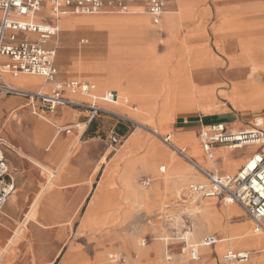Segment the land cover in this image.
<instances>
[{
  "label": "rangeland",
  "instance_id": "obj_1",
  "mask_svg": "<svg viewBox=\"0 0 264 264\" xmlns=\"http://www.w3.org/2000/svg\"><path fill=\"white\" fill-rule=\"evenodd\" d=\"M169 1L175 2L178 9L175 10L176 4L169 3ZM169 1H167L165 11L170 10L177 13L165 14L164 17L166 20L170 21L168 22L169 30L175 31L179 27L180 20L189 19L191 17L192 4L196 0ZM103 16L104 15L95 17L102 18ZM109 16L113 17L112 19L114 20L119 19L121 16L122 18H128V21L124 19L120 24L124 26L128 32L137 29L135 33H138L136 34L138 41H141L142 37L147 34V31L144 32L140 27L134 28L132 31L128 28L132 27L129 21L131 20V22H133L132 20L135 19L133 17L136 16V18H139L142 16L148 18L142 8L139 10L132 9L126 15ZM86 17L68 16L62 17L59 21L60 31L58 34L59 38L57 40L56 52V68L59 81L65 82L69 81L71 78L85 82L88 81L95 85L96 89L94 91V96L98 95L96 97H100L111 90L117 91L119 95L128 99V106H130L129 103L135 104V106L131 107L133 109L137 108L135 112L124 107L125 105H122L121 102L117 105H111L97 101V105L101 109H108L120 116L126 115L130 119L132 118L131 121L145 124L147 128H139L137 123L133 126L131 123L122 121L114 115L109 114H98L88 122L87 118L90 113L81 108H78L79 110H73L71 108L64 109L72 111L79 116L77 120L71 123H61L53 117H50L51 114L44 115L46 117L45 121L30 115L33 119H38L46 126V128L44 125L42 126L43 130H40V134H44V132L47 131V133H49V139L53 136L50 140L51 143L54 137L58 135V133L55 134L56 132L60 131L61 134L65 135L64 130L66 129L78 132L85 130L83 136L76 140L71 149L60 152V159L64 156V159L68 158L80 165L89 163L90 160L93 162L97 160L99 167L98 177L94 181L93 189L91 190V186L89 187L90 193L78 204L76 210L69 219L38 220V222H32L26 219L23 222L22 220L18 222L14 228V230H17L15 233L18 232V237L17 239L14 238V243L13 241L10 242V239L7 246L3 249V252L0 250V264H11L13 261L17 260L19 255L25 254L27 251L31 253L51 251L54 256L55 252L57 253L60 248L61 250L63 249V244L71 248V264H103V262L105 264H216L221 254H224L227 250L234 251L246 249V251H248L247 247H243V245L236 242L233 243L230 240L235 236L242 223H246L249 231L251 233L253 232V230H251V225L240 208L233 205L238 211L236 214L227 215L223 212V215L218 218L217 216L215 217L214 212L204 207L213 205L216 207L215 209L222 210L228 205L216 200L195 201L186 190L190 183L203 180V177L194 172L193 168H191L184 157L171 151L162 139L166 134L172 133L174 122H176L177 117L181 115V112H183V114L188 112L192 116L200 113L201 115L212 117L224 114L230 110L234 111V109L243 111L248 109L251 110L250 108L236 109L232 101L233 99L241 100L238 99L242 94L238 86L245 85V82H237L227 78L218 79L213 75H207L205 77L202 75L199 76L197 74L199 73V69L204 68L203 70H205L206 67L210 70V68L213 67L211 64L208 65V63L121 68L125 69L130 75L138 74L137 77H140L139 73L141 74V71L143 72L146 70L149 74L152 72L153 76L148 78L149 82L145 84L146 86L144 84L141 86L144 90L148 88L151 94L148 93L147 95L152 101V111L149 109V111L146 112L148 108L145 106L143 107L136 99L134 100L131 98L128 92L123 91V93L119 90V87L115 85L97 89L98 85L94 80H91L93 77L89 73V77L87 76L85 78L82 76L84 72L78 69V65L80 64H88L93 73L97 72L96 69H102L101 71H103V73L105 70L107 72L111 68L116 71L120 69L116 68L118 56L111 53L107 47V34L105 28L102 27V25L107 24V22H102L104 24L98 23L94 27L87 26L77 33L67 32L61 24L63 21L73 22L75 18L80 19ZM210 21L211 20H203L200 23L206 27L210 25ZM109 26H112V24H109ZM159 28H162V26H159ZM86 39H88V44H86V46L81 45L80 41ZM101 39L103 43L100 41ZM52 43H56V40ZM103 46H105L107 52L105 65L100 64L102 56H104V52L102 51ZM140 49V53L136 52L137 54L134 56L138 59L141 57L146 58L147 52L142 47ZM127 52L128 51L124 54L133 53L131 51L129 53ZM256 61H258L259 64L262 62V60ZM145 62L146 60H144L143 63ZM220 63L221 65L218 67L217 73H220L221 70L226 72L229 66L224 65L222 62ZM205 74H208L207 71H205ZM22 76L27 77L24 75ZM172 78L175 82H173ZM138 79L140 81H137V83H141L142 80L140 78ZM39 80L40 84L43 83L42 79ZM154 84L156 87H153ZM247 84L250 83L247 82ZM178 86H186L189 91L181 92V90L178 92L179 94H174V92H172L173 88L176 89ZM141 90H139V92ZM77 98L79 101L86 102V100L81 97ZM148 104H150L149 101ZM27 109L28 108H26V110ZM58 112L59 110L55 111L53 114H57ZM251 113L253 116H259L262 114V108H260V110H253ZM87 122L89 124H87ZM20 123L24 125L23 131L29 126L27 125L28 123H24L22 120H20ZM148 128L154 129L156 132L153 133L149 131ZM112 130L118 135V139L120 140L118 143H113L112 140H110V133ZM133 133L137 134L136 142L129 143L128 137ZM156 133L159 134L160 137L156 136ZM0 136L3 137L2 135ZM50 142L48 140L44 147L47 148ZM153 144L167 153V156L164 157L165 159L174 158L188 169L185 180L176 188H174L173 179L175 176L170 170L165 168V171L159 172V168L165 167L163 162H161L155 170H146L142 165V157L149 152V147ZM173 144L176 147L182 146H177L174 140ZM11 147L13 146L5 142V146L2 148L5 158H7V152L12 150ZM250 151V148L241 150L239 155L248 156ZM238 157V155L233 154L232 157L228 158L229 168H232L234 161H236ZM200 159L204 160L205 157L201 155ZM196 160L197 158L195 161ZM217 166L218 168H223L221 160H219ZM165 174L168 175V183L165 186L161 185L157 191V186L162 183V178L164 179L163 175ZM126 175L130 176L132 179L138 193H145L153 196L147 198L144 204H133L129 199H125L124 193L122 192L107 194L108 185L106 186V184L112 181L116 184L117 189H121L123 178H125ZM145 177L150 178L152 181L149 188L142 189L139 184ZM114 187L115 186H110L109 188ZM52 191H54V187L51 184L44 188L43 194L46 196L44 200H46L47 194ZM65 199L66 197L59 196L52 199V201L55 202V200H58L62 202L61 204L58 203V207L60 208L63 206ZM47 207V205L42 204L35 206L31 212V218L33 219L36 217L37 211L40 208H44L45 212H49L51 208ZM49 207H52V205H49ZM218 220L220 225L217 223ZM210 234L217 235V246L213 248L200 247L199 253L201 256L199 260L197 262L190 261L186 254V250L192 245L199 246L202 237ZM124 237H128L129 239L128 246L122 243ZM260 237L263 236L260 235ZM221 248H223L222 253L216 255L214 251H220ZM7 251L9 254L4 257ZM208 251L210 252L209 254ZM261 252L264 251L258 250L250 253L252 255ZM57 255H59V253H57ZM102 255L103 262L101 263L100 257Z\"/></svg>",
  "mask_w": 264,
  "mask_h": 264
},
{
  "label": "crops",
  "instance_id": "obj_2",
  "mask_svg": "<svg viewBox=\"0 0 264 264\" xmlns=\"http://www.w3.org/2000/svg\"><path fill=\"white\" fill-rule=\"evenodd\" d=\"M164 1L167 5V1L169 0ZM145 2L146 0H135V3L128 7L127 12H119L113 8H105L100 13L86 15L91 17L100 15L121 16L126 15L132 9L139 10L140 8H142L145 12V15H147L151 30L146 32L147 34L142 37L139 45V47L145 49L147 52V57H141L138 59L135 56H132L130 53L123 54L117 58L116 68L208 63L213 67L210 66V70L207 68H205V70H203L204 68L199 69V73H197L199 76L202 75L205 77L206 75H213L218 79L227 78L237 82H245V85L242 86H246L247 82L253 81L254 83L256 82L262 89H264V72L254 69L252 65L247 63L248 60H264V0H196L192 4V10L190 13L191 17L189 19L180 20L179 27L175 31L169 30L168 22L170 21L166 20L164 15L159 23L154 25L151 21V17L146 13ZM169 3L176 4L175 2L171 1H169ZM177 9L178 6L176 4L175 10ZM48 11V6H42L40 11L34 16L36 22L46 23L48 21ZM68 16L82 15H73L68 13L66 15H62L60 18ZM203 20H211L210 25L206 27L201 25L200 22ZM159 26H162V28H159ZM57 40L55 43L56 52ZM100 41L102 42V39ZM80 44L86 46V44H88V39L81 40ZM102 51L104 52V56H102L100 64L105 65V57L107 56L105 46H103ZM144 60H146L145 63H143ZM220 62L226 66H229L226 72L221 70L220 73H217L218 67L221 65ZM205 71H207L208 74H205ZM24 76L32 78L35 77L28 75ZM5 79L14 87H18L26 91L34 92L42 88L45 89L44 91H47L48 94H51L53 91L51 86L44 83L43 78L41 79L44 84L41 83L34 90L20 86L17 83L14 84V79L7 74L5 75ZM57 79L59 81L58 76ZM70 80L76 79L71 78ZM82 82L90 84L88 81ZM240 90L242 91V94L245 93V89L240 88ZM109 92H114L118 96H121L117 91L111 90ZM92 95V98H83L79 95L66 94L65 98L69 101L71 100L74 103L85 106H88L92 102L94 105L98 106L97 101L102 102L100 98L105 94L100 97H96L98 95L94 96L93 92ZM77 97L85 99L86 102L79 101ZM121 97L123 98L124 96ZM92 99L95 100L92 101ZM104 104L109 103L106 102ZM125 104L126 103L124 102L122 105ZM129 105L130 108L127 106L126 107L130 111L135 112V110L131 108L135 106V104L129 103ZM26 108L28 109L26 110ZM70 108L73 110H79L73 106L58 107L52 112L45 109H39V114L42 116H35L40 120L45 121L46 117L44 115L51 114L50 117H53L55 120H58L61 123H71L77 120L79 116L74 114L72 111L64 110ZM58 110L59 112L57 114H53ZM251 111L252 110L249 109L246 111L234 109V111L230 110L224 114L212 117L201 115L200 113L192 116L188 112H185L184 114L181 112V115H179L176 119V122H174L172 133L168 134L171 135L172 139L175 137L173 140L176 142L177 146H186V150L188 152L187 155L189 156L188 159L194 165H198L209 173L215 171L221 175H232V173H236L238 169L250 158L254 151L253 146L245 147L240 150H227V148L223 146L214 147L212 151L213 159L211 162L215 163V165L211 167L210 161L204 154L198 134L202 128L218 122L225 124L229 130L243 129L244 127L240 126H248L251 122L257 119L260 120L264 125V106L262 107L261 116L254 117ZM30 115L33 114L26 99L11 96L0 98V135L3 136H0V139L3 140L4 143L6 142L13 146L11 147L12 150L7 152V158H5V156L4 158L5 161H7L8 176L15 185V190L8 198L0 215V250H2V252L7 246L8 241L12 239L15 232L17 231L14 230L15 225L21 220L23 222L27 215L31 216V212L35 206H38V204L47 205V208H51V210L49 212H45L44 208H40L37 211L36 217L33 219L30 217L27 219L28 221L38 222V220H56L60 218L69 219L71 215H73V212L76 210L78 204L82 202L84 198H86L87 194L90 193L89 187L91 186V190L93 189L94 181L98 177L99 167L97 160H95V162L90 160L89 163L80 165L74 163L73 160L68 158L64 159V156L60 159V152L71 149L76 140L83 136L85 130L78 132L71 131V129H66L64 130L65 135L61 134L60 131L56 132L55 134L58 133V135L51 143L50 140L53 136H51L49 139V133H47V131H45L44 134H40V130H43L42 126L44 124L36 118L33 119ZM89 117L87 118L88 122L91 119ZM121 117L131 120L126 115H121ZM20 120H22L24 123H28L27 125H29L25 131H23L24 125L20 123ZM88 122L87 124H89ZM44 127L46 128L45 125ZM111 134H114L118 137L114 130L111 131L110 135ZM48 140L50 143L48 147L45 148L44 146L47 144ZM249 148L251 151L249 152L248 156L239 155L241 150ZM233 154H236L239 157L236 159V161H234L232 168H229L228 158L232 157ZM201 155L205 157L204 160L200 159ZM196 158L197 160L195 161ZM223 158H227L228 160L226 168H224ZM219 160H221L223 163V168H218L217 164ZM190 162L188 163L190 164ZM194 172L197 174L195 170ZM144 179L149 180V186L146 187L149 188L152 180L148 177H145ZM201 182L203 181L197 180V182H192L189 185ZM49 184L53 185L54 191L48 193L46 200H44L46 197L43 194L44 188ZM59 196L66 197L63 206L60 208L58 207V203L61 204L62 202H59L58 200H55V202L52 201V199ZM197 200L221 201L219 198L195 199V201ZM49 205H52V207H49ZM248 222L252 227L251 230H253L252 223L249 220ZM209 236L214 237L217 239L216 243L218 242L217 235L215 234L205 235L202 237L199 246L192 245L188 248V250H186V254L190 261L197 262L199 260V257L201 256L199 250L200 247L203 246L202 241L205 237ZM261 236L264 237V235ZM17 237H15V239H17ZM15 239L13 240V243ZM216 246L217 244L204 247L213 248ZM259 247H263L264 249V244L260 243ZM62 248V250L60 248V250L57 251L59 255H57L55 252L54 256L51 251H39L32 253L27 251L25 254L19 255L17 260L13 261L11 264H71V248L66 247L64 244L62 245ZM8 251L6 254H4V257L9 254ZM228 251L232 250H227L226 252ZM234 251L250 253L249 251H246V249ZM214 252L216 255H218L216 250ZM226 252L221 254V257L216 264L221 263L222 257L226 254ZM246 263L264 264V252L252 255L250 253V257L247 259V262L240 264Z\"/></svg>",
  "mask_w": 264,
  "mask_h": 264
},
{
  "label": "built area",
  "instance_id": "obj_3",
  "mask_svg": "<svg viewBox=\"0 0 264 264\" xmlns=\"http://www.w3.org/2000/svg\"><path fill=\"white\" fill-rule=\"evenodd\" d=\"M135 0H0V98L21 97L28 101L32 114L38 117L39 109L53 111L58 107H76L90 112L93 118L98 114H109L131 123L135 122L114 114L109 110L90 103L88 106L74 103L65 98L66 94H79L91 97V85L77 80L60 82L57 79L56 44L52 43L59 37V20L62 15H92L102 12L105 8H113L119 12H127ZM48 6V21L37 23L34 16L42 6ZM164 0H146L145 10L157 25L165 12ZM16 79L20 75L39 76L44 83L53 89L51 94L38 91H26L11 85L5 75ZM92 98V97H91ZM95 99H92V101ZM100 100L104 103L118 104L120 98L114 92L106 93ZM135 110V109H133ZM205 156L213 159L214 147L223 146L229 150H240L253 146L250 158L232 175H221L215 171L209 173L194 165L183 155L185 149L176 153L184 157L194 170L203 177V182L189 185L187 192L193 199L219 198L226 205H236L253 225L255 234L264 235V125L254 120L243 129H227L223 123H213L202 128L198 134ZM167 145L171 140L162 138ZM113 143L120 140L111 134ZM5 146L0 139V215L10 195L15 190L13 181L7 172L2 148ZM162 167L160 171L163 172ZM140 186H149V180L141 181ZM217 239L205 237L203 246H213ZM249 253L228 251L219 264H240L247 262Z\"/></svg>",
  "mask_w": 264,
  "mask_h": 264
},
{
  "label": "bare ground",
  "instance_id": "obj_4",
  "mask_svg": "<svg viewBox=\"0 0 264 264\" xmlns=\"http://www.w3.org/2000/svg\"><path fill=\"white\" fill-rule=\"evenodd\" d=\"M171 13H177V12H175V11L174 12L165 11L163 15L171 14ZM112 18L113 17H111L109 15H104L102 18L101 17H86V18H80V19L75 18L73 22H69V21L65 22V21H63L61 24H62L63 28L67 32L77 33L80 30H82L83 28H86L87 26L94 27L98 23L104 24L105 22H107V24L102 25V27L105 28V31H106V34H107V45H108L107 47H108V49L110 50L111 53H113L114 55H117L118 58L120 56H122L124 53H126V51H128L127 53H129L130 51L133 52V53H131L133 56L135 54H137L136 52L140 53V50H141L140 48L141 47H139V45H140L141 41H138V38L136 36V34H138V33H135V31H137V29H136L137 27L138 28L140 27L144 32L148 31L150 29V23L148 21V18L142 17V16H140L139 18H136V16L133 17V18H135V19L132 20L133 22H131V20L129 21L132 24V27H128L131 31L134 28L136 29V30H134L132 32H128V30L125 29L124 26H122L120 24L121 21L126 19V18H122V16L119 17V19H116V20H114ZM127 19H126V21H128ZM104 20H106V21H104ZM102 22H104V23H102ZM109 24H112V26H109ZM58 27H59V30H60V26L59 25H58ZM248 64L252 65L254 69L264 72V60H262V62H260V64H259L258 61L252 60V61H248ZM195 67H198V66H195ZM78 69L82 70L84 72V75H82L83 77H85V78L87 76L89 77V74L93 77V78H91V80H94V82L97 83V85L99 87V88L97 87V89L109 87L110 85H112V86L115 85V86L119 87V90H121L122 92L123 91L128 92V95L131 98H133L134 100L136 99L137 102H139L140 104L143 105V107L144 106L147 107L148 110L146 112H148L149 109H150V111H152V107H151V102L152 101H151L150 97L147 95L148 93L150 94L149 89L147 88V90H144V89H142L143 87H141V86H143V84L145 85L147 82H149L148 78H151L153 76L152 72H151V74H149L148 72H146V70H144L143 72L141 71V74L139 73L140 77H137L138 74L137 75H130L127 71H125V69H121V68L119 70H117V71L114 70L113 68H111L107 72L105 70L104 73H103V71H101L102 69H96L97 72L93 73V72H91L92 70L90 69V66H88V64L87 65H81L80 64V65H78ZM148 71H149V69H148ZM183 75H185V74H183ZM176 76H177V74H176ZM138 78H140L142 80L141 83H137V81L138 82L140 81ZM39 79H41V78H39L37 76L32 78V77H23V76L20 75L16 79L13 80V83L14 84L17 83L20 86H23V87H26L28 89L34 90V89L37 88V86L40 85V80ZM172 80H173V82H175V80L173 78H172ZM77 81H79L80 83H83L80 80H77ZM257 82H259V81H257ZM249 83L250 84H247L246 86H242V85L239 86L241 89H245V93L241 94L239 96V98H238V99H241V100H235V99H233L231 97L233 99L232 101H233V105H234L235 108H237V109L250 108L251 110L252 109L253 110H257V109H260V108H262L264 106V89H262L256 82L254 83L253 81H249ZM90 85H91V88H92V91H91L90 95H92L96 88H95L94 84L90 83ZM149 86H150V84H149ZM154 86H155V84L153 85V87ZM44 90L45 89H43V88L40 89V91L47 93V91H44ZM139 90H141V91L139 92ZM179 91L188 92L189 90H188V87H186V86H180V87L178 86L176 89L173 88L172 92H174V94H177ZM72 95H79V94H72ZM81 97L87 98L85 96H81ZM118 98H120V101H121L122 104H124V102L126 103L125 106H124V107H126L127 99L124 98V97L122 98L121 96H118ZM155 99H156V97H155ZM148 101H149L150 104H148ZM127 107L130 108L128 105H127ZM142 110H143V108H142ZM259 116H261V115H259ZM138 119H140V118H138ZM135 123L138 124L139 128L146 127L145 124H140L138 122H135ZM148 129H149V131H152L153 133L156 132V130H154V129H151V128H148ZM136 136H137V134H135V133L131 134L129 136V139H128L129 143H135L136 142ZM156 136L160 137V135L157 134V133H156ZM166 136L171 140L170 145H167L171 151L176 153V150H178V149H180V150L185 149V151L183 152V155L186 156L187 158L189 157L187 155L188 152L186 150V146L182 145L180 147H176L173 144V139L175 137L172 139L171 135L166 134L165 137ZM227 150H229V149H227ZM166 156H167V153L163 149H161L157 145L153 144L152 146L149 147V152L145 156L142 157L143 158L142 159V165L145 167L146 170H155L157 168V166L159 164H161V162H163L164 166H165L164 167V171H165V168H166V169L170 170L171 173L175 176V178H173V179H174V188H176L177 186H179V184L181 182H183L185 180L187 172H188V169L185 168L180 162H177V160H175L174 158L165 159L164 157H166ZM162 157H163V159H162ZM228 160H227V158L224 159V162H223L224 163V168L227 167ZM210 163H211L210 164L211 167H213L215 165V163H213L211 161H210ZM190 166H191V168H193L191 164H190ZM161 168H159V172H161L160 171ZM163 177H164V179L162 178V183L157 186V191H158V188L161 187V185L165 186L168 183V179H169L168 175L165 174V175H163ZM201 181H204V180H201ZM109 185L112 186V187L113 186H115V187L114 188H109L110 187ZM106 186L108 188L107 194H115V193L122 192V193H124L125 199H129L131 201V203H133V204H138V203L139 204H144V202L147 201L146 200L147 198H149L150 196H153V195H149V194H145V193L144 194L138 193L136 188H135V186H134V184H133V182H132V179L128 175H126L125 178H123L122 188L121 189H117L116 188V184L114 182H112V181L108 182V184H106ZM9 203H11V202H9ZM204 208L209 210V211L214 212L215 217L217 216L218 218H220V216L223 215V212H225L227 215H233V214H236L238 212L237 209L234 206H232V205H228V206L225 207V209H222V210L215 209L216 207H214L213 205H209V206L204 207ZM30 217H31L30 215H27L25 217L24 221L26 219H29ZM217 223H218V225H220L219 220L217 221ZM17 235H18V232L15 233V235L12 237L10 242H12L13 239L15 237H17ZM230 240L233 243L236 242L238 244L243 245V247H247L248 248L247 250L249 252H252V251L255 252V251H258V250H264L263 247L262 248L259 247L260 243L264 244V237H260V234H255L254 232L251 233L249 231L248 225H246V223L240 224V227L237 230V233ZM122 243L124 245L126 244L128 246L129 245L128 237H124V239L122 240ZM223 248H221L220 251H217L218 254H221V252L223 251ZM209 253L210 252L208 251V254ZM100 262L101 263L103 262V255L100 257ZM103 264H105V263L103 262Z\"/></svg>",
  "mask_w": 264,
  "mask_h": 264
}]
</instances>
